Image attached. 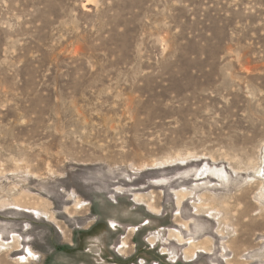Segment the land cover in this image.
Wrapping results in <instances>:
<instances>
[{
	"label": "rangeland",
	"instance_id": "374dc122",
	"mask_svg": "<svg viewBox=\"0 0 264 264\" xmlns=\"http://www.w3.org/2000/svg\"><path fill=\"white\" fill-rule=\"evenodd\" d=\"M263 144L264 0H0V264H264Z\"/></svg>",
	"mask_w": 264,
	"mask_h": 264
},
{
	"label": "bare ground",
	"instance_id": "6f19581e",
	"mask_svg": "<svg viewBox=\"0 0 264 264\" xmlns=\"http://www.w3.org/2000/svg\"><path fill=\"white\" fill-rule=\"evenodd\" d=\"M262 152H263V157L261 158V159H262V164H261L260 169H259V171H258L257 173H259V175H261V176L263 177V179H264V144H263V151H262ZM207 170H208V168L205 167V166L202 167L201 169L198 168V169L196 170V172H195V175L198 174L197 171H199V175H200V174L202 175V174H204ZM199 175H198V177L196 176L197 179H203V178L205 177V175H203L204 177H202L201 175H200V176H201V177H200ZM263 182H264V181H263ZM182 196H184V195H182ZM181 200H182V199H181ZM263 200H264V197H263ZM178 202H179V201H178ZM180 202H181V201H180ZM75 205H76V204H75ZM174 231H175V230H174ZM174 231H173V232H174ZM173 232H171V233H173ZM175 232H176V234H177V231H175ZM174 234H175V233H174ZM180 235H181V234H180ZM170 236H172V235H170ZM174 237H175V236H174ZM176 238H177V237H176ZM190 238H191V237H190ZM14 239H16V238L14 237ZM178 240H179V241H183L182 238H179ZM17 241H18V240H16V242H17ZM188 241L190 242V244L193 243V241H192L191 239H188ZM190 244H189V246H190ZM189 246H188V247H189ZM191 246H192V245H191ZM193 247L196 248L197 246H193ZM193 247H192V248H193ZM199 247H200V246H198V248H199ZM192 253H193V252H192ZM188 254H189V252H188V253H187V252L184 253L185 256H188ZM235 256H236V255H235ZM238 262H239V261H238ZM240 262H241V261H240ZM238 264H242V263H238ZM243 264H245V263L243 262Z\"/></svg>",
	"mask_w": 264,
	"mask_h": 264
},
{
	"label": "snow or ice",
	"instance_id": "6c2138e0",
	"mask_svg": "<svg viewBox=\"0 0 264 264\" xmlns=\"http://www.w3.org/2000/svg\"><path fill=\"white\" fill-rule=\"evenodd\" d=\"M113 227H115V225H113Z\"/></svg>",
	"mask_w": 264,
	"mask_h": 264
}]
</instances>
